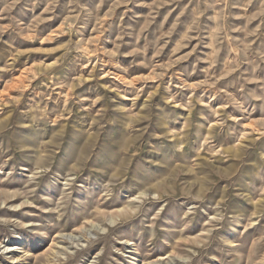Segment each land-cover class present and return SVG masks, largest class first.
Listing matches in <instances>:
<instances>
[{
	"label": "rangeland",
	"instance_id": "obj_1",
	"mask_svg": "<svg viewBox=\"0 0 264 264\" xmlns=\"http://www.w3.org/2000/svg\"><path fill=\"white\" fill-rule=\"evenodd\" d=\"M0 264H264V0H0Z\"/></svg>",
	"mask_w": 264,
	"mask_h": 264
}]
</instances>
